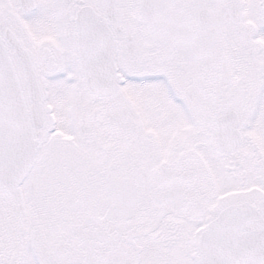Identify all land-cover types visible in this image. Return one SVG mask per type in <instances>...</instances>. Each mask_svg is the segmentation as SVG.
Segmentation results:
<instances>
[{"label":"snow or ice","instance_id":"obj_1","mask_svg":"<svg viewBox=\"0 0 264 264\" xmlns=\"http://www.w3.org/2000/svg\"><path fill=\"white\" fill-rule=\"evenodd\" d=\"M0 264H264V0H0Z\"/></svg>","mask_w":264,"mask_h":264}]
</instances>
